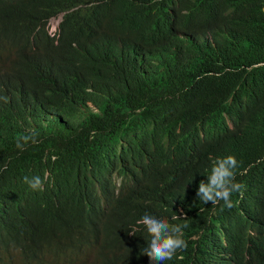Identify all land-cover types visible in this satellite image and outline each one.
<instances>
[{"label": "trees", "instance_id": "16d2710c", "mask_svg": "<svg viewBox=\"0 0 264 264\" xmlns=\"http://www.w3.org/2000/svg\"><path fill=\"white\" fill-rule=\"evenodd\" d=\"M61 11L68 24L55 38L46 24ZM0 103L10 106L0 123V209L60 231L181 209L183 236L201 222L229 220L240 237V225L245 231V264H264V0H8L0 9ZM26 134L37 142L21 150ZM66 139L102 172L116 159L148 161L152 180L92 192L44 162ZM227 155L244 187L233 207L211 209L198 186ZM46 170L42 191L24 182ZM133 233L113 259L127 250L126 264H151L146 229ZM63 264L100 263L83 256ZM163 264H189L188 253Z\"/></svg>", "mask_w": 264, "mask_h": 264}, {"label": "clouds", "instance_id": "9594fccd", "mask_svg": "<svg viewBox=\"0 0 264 264\" xmlns=\"http://www.w3.org/2000/svg\"><path fill=\"white\" fill-rule=\"evenodd\" d=\"M8 0H0V9ZM61 11L51 16L46 24L48 33L57 38L67 28L65 14ZM54 18V26L49 30V21ZM8 105L0 103V123L10 119ZM34 134H26L18 138L17 148L23 150L28 143H36ZM45 164H59L64 172L75 175L90 191L98 193L103 185L114 192H121L139 186L148 185L153 177V165L146 161L116 159L105 166L102 172L94 159L85 160L80 157L70 139L59 141ZM238 161L233 155L217 158L211 167L207 182L201 181L197 196L205 203L211 202V209L233 207V193L242 190L241 180L236 181ZM45 171L40 176L24 177V182L34 191H42L48 176ZM140 181V182H138ZM179 214L172 213L167 218L145 213L141 219L131 224L130 220H122L115 227L99 226L84 229L79 223H70L62 231L44 218L38 223L26 219L20 212L0 209V264H63L70 258L90 257L100 264H126L130 252L122 250L113 259V250L133 235L134 230L143 226L150 240L144 253L151 264H163L173 256L182 257L188 253L189 264H245L248 260L247 239L240 225L243 236L229 220H207L192 227L199 230L196 234L183 236L188 227L179 224L178 218H186L179 209ZM233 218L234 214L231 211ZM132 228V230H131Z\"/></svg>", "mask_w": 264, "mask_h": 264}, {"label": "rangeland", "instance_id": "374dc122", "mask_svg": "<svg viewBox=\"0 0 264 264\" xmlns=\"http://www.w3.org/2000/svg\"><path fill=\"white\" fill-rule=\"evenodd\" d=\"M54 26V18L50 19L49 21V30L51 31Z\"/></svg>", "mask_w": 264, "mask_h": 264}]
</instances>
